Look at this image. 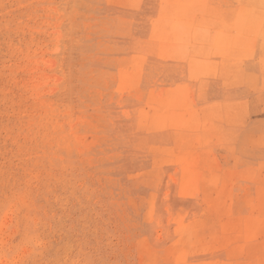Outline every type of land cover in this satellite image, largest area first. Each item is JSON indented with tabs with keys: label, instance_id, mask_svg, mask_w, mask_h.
<instances>
[{
	"label": "rangeland",
	"instance_id": "374dc122",
	"mask_svg": "<svg viewBox=\"0 0 264 264\" xmlns=\"http://www.w3.org/2000/svg\"><path fill=\"white\" fill-rule=\"evenodd\" d=\"M181 1L0 0V264H264V0Z\"/></svg>",
	"mask_w": 264,
	"mask_h": 264
},
{
	"label": "bare ground",
	"instance_id": "6f19581e",
	"mask_svg": "<svg viewBox=\"0 0 264 264\" xmlns=\"http://www.w3.org/2000/svg\"><path fill=\"white\" fill-rule=\"evenodd\" d=\"M180 1H181V0H180ZM190 1H191V0H190ZM181 2H182V1H181ZM181 2H179V3H181ZM194 2H195V0H194ZM179 3H177V4L180 5ZM190 3L193 4V2H190ZM185 4H186V3H185ZM187 4H188V2H187ZM187 4H186V5H187ZM191 4H189V5H191ZM194 5L196 6V2H195ZM180 6H181V5H180ZM197 6H199V5H197ZM201 6H203V5H201ZM182 30H184V29H181V31H182ZM181 31L179 30L180 33H181ZM184 31H185V30H184ZM184 31H183V32H184ZM179 32H178V34H180ZM184 33H185V32H184ZM186 33H187V32H186ZM180 35H183V33H181ZM185 35H186V34H184V36H185ZM138 44H139V43H138Z\"/></svg>",
	"mask_w": 264,
	"mask_h": 264
}]
</instances>
